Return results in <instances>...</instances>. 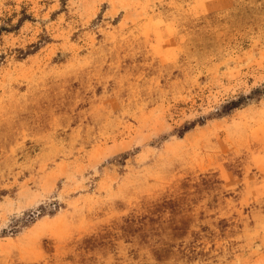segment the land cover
<instances>
[{"label":"rangeland","instance_id":"374dc122","mask_svg":"<svg viewBox=\"0 0 264 264\" xmlns=\"http://www.w3.org/2000/svg\"><path fill=\"white\" fill-rule=\"evenodd\" d=\"M0 264H264V0H0Z\"/></svg>","mask_w":264,"mask_h":264}]
</instances>
